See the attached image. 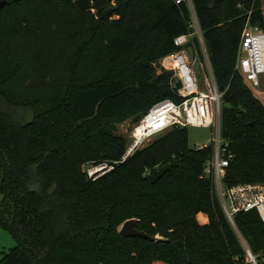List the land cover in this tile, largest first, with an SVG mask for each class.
Instances as JSON below:
<instances>
[{
	"label": "trees",
	"instance_id": "1",
	"mask_svg": "<svg viewBox=\"0 0 264 264\" xmlns=\"http://www.w3.org/2000/svg\"><path fill=\"white\" fill-rule=\"evenodd\" d=\"M0 13V226L18 244L0 264H240L242 238L264 264L256 210L229 221L187 127L155 137L96 180L84 166L114 163L163 95L152 63L178 49L189 9L173 0H8ZM194 0L222 93V135L234 154L225 183H264V102L235 66L247 21L264 29L262 0ZM115 8V18L103 13ZM97 10V14L93 12ZM156 183L151 168L172 161ZM136 227L158 240L126 237Z\"/></svg>",
	"mask_w": 264,
	"mask_h": 264
},
{
	"label": "built area",
	"instance_id": "2",
	"mask_svg": "<svg viewBox=\"0 0 264 264\" xmlns=\"http://www.w3.org/2000/svg\"><path fill=\"white\" fill-rule=\"evenodd\" d=\"M177 5L186 4L189 9L188 31L174 39L178 49L157 61L159 72H168L169 92L178 101L166 98L156 102L133 126L124 154L114 163H90L84 166L88 177L96 180L114 169L115 164L125 162L153 138L172 128H212L211 143L197 149L213 146L214 153L206 165L212 176L216 191L225 213L237 229L235 217L241 212L258 211L264 221V183L248 182L228 186L225 183L227 168L234 154L229 150V141L222 135V93L216 81L210 61L205 35L201 27L194 0H173ZM192 55L195 60L193 62ZM155 63V64H156ZM199 64L203 79L196 68ZM252 88L262 87L264 74V29L247 21L243 30L235 66ZM181 82V87H178ZM246 256L240 264H261L259 258L242 238Z\"/></svg>",
	"mask_w": 264,
	"mask_h": 264
},
{
	"label": "rangeland",
	"instance_id": "3",
	"mask_svg": "<svg viewBox=\"0 0 264 264\" xmlns=\"http://www.w3.org/2000/svg\"><path fill=\"white\" fill-rule=\"evenodd\" d=\"M263 4V10H264V0H262ZM94 13L97 14V10H93ZM115 18V15H111V19ZM193 62L195 60L194 56L192 55ZM157 61H154L152 63L153 68L156 72H159V68L157 66ZM156 63V64H155ZM196 68L199 73V76L201 79H203V73L200 69V66L198 63H196ZM262 78V87L259 89L252 88L253 92L257 97H259L264 102V74L261 75ZM135 116H129L128 118L117 122L116 124V134L125 136L128 140L130 138L131 130L136 123ZM189 131V143L191 147L197 148L204 144H209L212 141L213 138V130L212 128H201V127H188ZM153 138L152 140H154ZM151 140V141H152ZM150 141V142H151ZM3 200V194L0 193V203ZM122 225L119 227L121 229ZM18 240L15 237V235L9 230L2 226H0V259L5 255V253H8L13 247L17 246ZM155 264H167L165 262L159 261V263Z\"/></svg>",
	"mask_w": 264,
	"mask_h": 264
},
{
	"label": "water",
	"instance_id": "4",
	"mask_svg": "<svg viewBox=\"0 0 264 264\" xmlns=\"http://www.w3.org/2000/svg\"><path fill=\"white\" fill-rule=\"evenodd\" d=\"M224 0H213L212 3V8H216L218 6L219 3L223 2ZM9 3L8 0H0V13L3 9V7L5 5H7ZM115 12V8H109L108 10H106L103 13V18L104 19H110L111 15ZM178 87H181V82H178ZM160 90L161 93L163 95H167L169 93V86L167 83H163L160 85ZM179 165V161H172L170 163H167L163 166H157V167H153L150 169L149 171V178L151 180V182L156 183L159 179H161L164 174L172 169L173 167ZM139 222L138 219L133 218V219H129L127 221L124 222V224L122 225L120 232L126 236V237H143V238H148L151 240H158L160 238V236H151L149 235L147 232L139 230L136 227V224Z\"/></svg>",
	"mask_w": 264,
	"mask_h": 264
},
{
	"label": "crops",
	"instance_id": "5",
	"mask_svg": "<svg viewBox=\"0 0 264 264\" xmlns=\"http://www.w3.org/2000/svg\"><path fill=\"white\" fill-rule=\"evenodd\" d=\"M155 263H159V261L155 262Z\"/></svg>",
	"mask_w": 264,
	"mask_h": 264
}]
</instances>
